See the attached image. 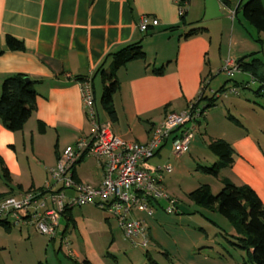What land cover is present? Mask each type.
Returning a JSON list of instances; mask_svg holds the SVG:
<instances>
[{
  "label": "crops",
  "instance_id": "crops-1",
  "mask_svg": "<svg viewBox=\"0 0 264 264\" xmlns=\"http://www.w3.org/2000/svg\"><path fill=\"white\" fill-rule=\"evenodd\" d=\"M231 1L239 3L238 0ZM219 6L222 15L216 19L242 24L233 17L234 9H228L220 2ZM180 8H183V14H180ZM205 11L206 0H0V82L9 76L23 74L34 82L38 95L37 109L22 131L11 132L0 122V160L10 176L9 180L3 177L0 164L3 177V180L0 178V195H20L50 183L49 170L56 166L62 151L91 133L80 88V82L90 76L98 120L110 123L113 131L127 142H148L152 130L168 113L182 112L196 102L203 83L210 85L218 66L222 69L226 60L219 53V63L214 62L216 55L204 20ZM143 16L158 20L159 25L146 33L141 32L138 25ZM199 27L203 29L201 33L186 37L191 29ZM7 36L22 42L25 50L9 51ZM237 39L244 42L243 48H249L246 50L259 53L256 42L246 46L250 43L246 36ZM134 42L141 43L145 60L131 61L118 70L119 90L113 98L116 114L113 120L102 104V111L96 108L95 81L101 77L99 69L102 65L104 70L110 69L112 59L109 55ZM232 46L236 47L234 38ZM238 60L235 57L232 61ZM159 69L162 70L160 74L154 72ZM218 107L216 102L205 112L197 130L203 126L200 135L204 137L206 147L210 139H222L233 147L236 155L231 168L203 184L209 185L212 191L215 186L217 192L221 189L222 179L237 186L247 185L264 205V136L253 133L229 110L221 114V120L227 121L223 130L210 128L213 118L218 120L212 117L211 111ZM230 116L238 123L230 120ZM39 123L44 126L43 132ZM52 135L56 136L54 150L47 145V139L51 140ZM200 143L195 139L192 147L201 146ZM166 144L160 147L156 157L161 158ZM204 156L207 161H217L211 153ZM103 173L101 161L93 157H87L73 170L77 181L93 186L101 184ZM162 187L167 191L164 177ZM105 216L112 219L107 213ZM72 218L75 223L73 210ZM14 230L20 234L23 230L38 234L30 224L13 226L9 232L0 227V235H3L0 255H5L7 243L16 237ZM66 230L67 224L59 234L65 242ZM13 242L16 241L10 243ZM20 253H15L11 264H24L18 261ZM85 258L95 264L89 255ZM5 262L7 260L1 258L0 264Z\"/></svg>",
  "mask_w": 264,
  "mask_h": 264
},
{
  "label": "rangeland",
  "instance_id": "rangeland-1",
  "mask_svg": "<svg viewBox=\"0 0 264 264\" xmlns=\"http://www.w3.org/2000/svg\"><path fill=\"white\" fill-rule=\"evenodd\" d=\"M237 19L241 20L242 24L238 21L234 23L229 19L206 21L212 38L213 53L216 55L214 62L216 61L217 64L219 53L226 60H233L235 57L240 59L251 53L246 50L249 48H243L244 42L237 38L246 36L249 40L247 42H250L246 46H249L255 43L253 38L257 37V32L245 21L241 13L238 14ZM261 37L264 41V34H261ZM232 38L236 39V47L232 46ZM257 44L259 53L256 56L264 61V42L263 46ZM218 69L206 93L209 95L216 93L223 86L226 90L217 93L219 107L211 113L212 117L218 120L213 118L210 128L223 130L227 121L221 120V114L222 111L226 110L227 113L229 110L231 115L242 121L253 133L259 132L264 136V97H257L254 94L259 85L253 82L247 73L238 72L230 78L219 66ZM95 85L96 108L102 111L100 101L103 86L100 76L97 77ZM232 88L238 92L237 95L230 91ZM202 128L198 129L195 134V139L201 142V146H191L188 153L177 157L172 152V144L169 140L162 149L161 158L155 156L148 162L151 166L169 165L173 168L171 174H163V177L166 193L177 203V210L168 212L169 202L161 199L153 204L152 216L140 211L134 214V217L143 221L148 229L150 245L147 249L133 245L125 237L118 223L113 218L107 219L104 211L86 206L73 209L76 222L68 223L64 235L66 242L59 236L66 227L65 220L60 222L54 238L26 230L20 234L18 230H14L16 237L7 243L6 253L0 255V261L2 258V260H7L6 264H11L10 261L18 251L21 252L18 261L24 264H80L88 255L95 264H251L246 253L231 244L235 241L231 235L236 234L232 225L220 214L198 208L187 198V193L196 189L198 185L208 180L211 182L213 179L196 169L197 165L207 167L213 165V162L204 159V155L210 153L204 137L200 135ZM55 143L56 136L52 135L51 140L47 139V145H50L53 150ZM262 145L264 147V137ZM58 160L59 158L57 162ZM0 178L3 180L1 174ZM49 178L52 182V177ZM213 193L217 194L215 186ZM12 196L15 195L6 193L5 196L0 197V200ZM2 236L0 235V247H2ZM11 241L16 242L11 244Z\"/></svg>",
  "mask_w": 264,
  "mask_h": 264
},
{
  "label": "built area",
  "instance_id": "built-area-1",
  "mask_svg": "<svg viewBox=\"0 0 264 264\" xmlns=\"http://www.w3.org/2000/svg\"><path fill=\"white\" fill-rule=\"evenodd\" d=\"M183 13L180 8V14ZM158 25V20L143 16L138 26L146 33ZM222 71L232 78L239 69L236 62L226 60ZM80 88L91 133L64 149L56 166L49 170L52 182L42 189L1 199L0 221L14 226L30 224L40 235L54 238L66 210L94 206L115 219L133 245L147 249L150 245L148 229L143 221L134 217V212L152 216L153 204L161 199L169 202L168 212L176 211L175 200L170 199L162 187L163 174H171L173 168L169 165L151 168L148 162L169 140L175 156L188 153L203 117L202 110L193 103L182 112H170L152 130L148 142H127L113 131L110 123L98 120L92 77L80 82ZM230 91L237 93L234 88ZM87 157L101 161L104 173L98 186L74 179V167Z\"/></svg>",
  "mask_w": 264,
  "mask_h": 264
},
{
  "label": "trees",
  "instance_id": "trees-1",
  "mask_svg": "<svg viewBox=\"0 0 264 264\" xmlns=\"http://www.w3.org/2000/svg\"><path fill=\"white\" fill-rule=\"evenodd\" d=\"M218 1L224 7L234 9V17L238 18V14L241 13L245 21L257 32V37L253 38L255 42L263 46L264 41L261 34H264V0H248L247 2L246 0H239L238 4H234L231 0ZM202 31L203 29L200 27L191 29L186 37L195 36ZM6 47L11 52H23L25 50L22 42L12 36L6 37ZM257 54L251 53L243 56L236 63L239 72L249 74L252 81L259 85L254 94L257 97H264V61L258 58ZM109 57L112 59L110 69L108 71L104 70L103 65L99 69L103 85L101 104L107 114L114 120L116 114L113 107V98L119 90L116 74L120 68L131 61L145 60V53L141 43L134 42L112 52ZM154 72L160 74L162 70H154ZM83 80L80 79L79 81ZM208 86L209 84L203 86L200 96L195 102V107H200L203 115L208 109L215 106L218 100L217 93L226 90L223 86L218 92L208 96L206 95ZM37 98L34 82L28 80L27 76L16 74L5 78L0 82L1 124L11 132L22 131L37 109ZM230 120L238 123L232 116H230ZM39 127L40 131L43 132L44 126L42 123H39ZM207 148L217 158V161L210 167L197 165L196 169L202 174L218 178L221 171L232 167L236 152L228 142L222 139H210ZM0 164L3 177L9 180L10 176L2 160H0ZM74 179L77 180L75 177ZM221 185V189L217 194L213 193L209 185H199L187 194V198L194 206L223 216L232 225L236 233L231 235L235 240L231 244L244 251L251 264H264V205L254 190L247 185L237 186L228 179H222ZM2 196L5 195H0V197ZM175 208L177 210V203ZM72 210H66L62 215L67 226L70 222L74 223ZM0 227L9 232L12 225L10 222L0 221ZM80 264L92 263L85 259Z\"/></svg>",
  "mask_w": 264,
  "mask_h": 264
},
{
  "label": "water",
  "instance_id": "water-1",
  "mask_svg": "<svg viewBox=\"0 0 264 264\" xmlns=\"http://www.w3.org/2000/svg\"><path fill=\"white\" fill-rule=\"evenodd\" d=\"M220 6L218 0H206V11L204 20H212L221 16Z\"/></svg>",
  "mask_w": 264,
  "mask_h": 264
}]
</instances>
